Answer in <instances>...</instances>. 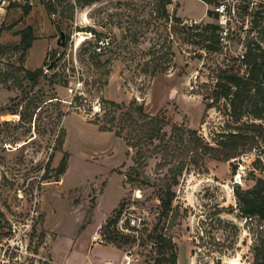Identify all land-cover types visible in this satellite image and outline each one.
I'll use <instances>...</instances> for the list:
<instances>
[{
	"label": "rangeland",
	"instance_id": "374dc122",
	"mask_svg": "<svg viewBox=\"0 0 264 264\" xmlns=\"http://www.w3.org/2000/svg\"><path fill=\"white\" fill-rule=\"evenodd\" d=\"M208 1L171 0L164 13L159 0H0V73L19 63L20 32L32 26L23 65L46 76L0 82V262L156 264L171 240L176 264H264V232L240 225L236 198L264 179V148L221 161L200 146L231 121L223 104L209 108L218 73H243L236 58L249 38L264 46L261 21L254 29L264 0ZM220 2L227 26L215 16ZM210 23L228 30L219 52L189 30ZM57 58L52 84L47 67ZM104 100L126 104L117 116L135 102L149 119L134 113L122 131L102 132ZM153 130L160 135L150 140ZM121 203L160 243L131 233L136 241L123 246L92 244Z\"/></svg>",
	"mask_w": 264,
	"mask_h": 264
},
{
	"label": "trees",
	"instance_id": "16d2710c",
	"mask_svg": "<svg viewBox=\"0 0 264 264\" xmlns=\"http://www.w3.org/2000/svg\"><path fill=\"white\" fill-rule=\"evenodd\" d=\"M159 1L164 4V13H167L166 6L172 3L171 0ZM204 1L209 3L208 0ZM46 9L50 13L56 11L52 2H48ZM208 14L210 16L211 12H208ZM215 16L217 19L218 14L216 13ZM255 21L256 26L254 29L260 27L259 21H261L264 28V11L259 10L256 13ZM176 22H181L180 18H176ZM194 29H201L203 32H198L192 35L200 39V42H198L199 45L203 46L208 51H220L222 45L220 42V33L222 32V28L219 25L210 23L205 26L196 25L189 28V30ZM34 33L35 31L32 26H29L20 32L22 35L20 48L22 49L23 55L18 64H8V69L1 71L0 82L18 75H23V78L31 84L37 83L42 77H46L43 68L29 70L23 65V56L32 48L35 40ZM228 38L230 37L228 36ZM206 43L208 44L206 45ZM245 47L246 52L238 55L236 58L241 64V70L243 73L236 72L233 69L220 70L217 75L215 88L212 91V95H210L211 103L209 104V108H215L219 106V104H223L227 109L231 121L225 125V129H222L224 130V133L216 136L213 142L214 145L201 143L200 146L205 150V154L214 155V157H222L221 161L235 159L246 151L254 150L255 148H264V46L254 36L247 40ZM98 48L101 49V47ZM59 60L60 59L57 58L55 60L56 63ZM55 68L56 64L54 70ZM54 70L52 72H54ZM56 76L57 73L54 72L50 78L52 84H58ZM103 106L104 108L101 110H104L103 121L105 122L101 123L99 126V130L102 132L115 131L119 125H121L120 130L122 131L124 121L130 119L133 120L134 113L137 114L139 119H149V116L144 111V107L135 102L130 104L128 111L121 112L119 116H117L116 113L123 108H127L126 104L104 100ZM106 107H109L110 110L106 111ZM112 110L114 115L112 114ZM151 121H155V119H151ZM189 133L193 137L196 134V131L190 130ZM159 135V132L156 134L153 130L151 131L149 139H157L159 138ZM65 169L66 161L64 159L61 162L58 171L60 174H63ZM176 183L177 180H174L173 185ZM172 187L173 186H170L168 189V199L162 200L161 207L164 213H168L172 210L174 196ZM236 198L239 216H257L260 220H264V179H258L256 184L250 189H238L236 191ZM123 206L124 204L121 203L120 208L115 212L116 216L101 228V232L105 236L106 242L116 246H123L136 241L134 236L122 234L116 229ZM1 217H3L2 214H0V218ZM0 227L4 228V225ZM129 230L134 231L133 228H130ZM140 233L145 236L147 241H155L156 244L160 243V239H162L161 236L157 235L156 229L150 230L146 234L143 229ZM175 249L176 245L173 244L171 240L167 241V244L163 246L162 251H159L162 258H158L156 264H176L177 254L175 253ZM0 264L5 263L0 262Z\"/></svg>",
	"mask_w": 264,
	"mask_h": 264
},
{
	"label": "built area",
	"instance_id": "2783aa9c",
	"mask_svg": "<svg viewBox=\"0 0 264 264\" xmlns=\"http://www.w3.org/2000/svg\"><path fill=\"white\" fill-rule=\"evenodd\" d=\"M217 14L220 19V23L222 25L227 26V15L229 14L228 7L224 2H220L216 8ZM222 27V32L220 33V42L222 45H228V30L226 27ZM243 57V56H242ZM240 178V177H237ZM236 183L237 182L236 179ZM240 225L247 229L257 228L260 231L264 232V220H260L257 216H239ZM102 226L98 227L95 234L92 237L93 245H105L106 239L105 236L101 232ZM133 228L134 231L129 230ZM144 223L143 219L139 217L136 213L132 211V208H124L121 212L119 221L116 225V229L118 232L122 234L132 235L131 233H135V235H139L140 231L143 230Z\"/></svg>",
	"mask_w": 264,
	"mask_h": 264
},
{
	"label": "water",
	"instance_id": "95a60500",
	"mask_svg": "<svg viewBox=\"0 0 264 264\" xmlns=\"http://www.w3.org/2000/svg\"><path fill=\"white\" fill-rule=\"evenodd\" d=\"M57 45L62 48L66 47V34L65 32L61 30H60V38L57 42ZM55 64H56V61L51 62V64L47 67L48 72H52L54 70ZM238 181H240V178H237V182ZM128 259H129L128 257H125L123 264H127Z\"/></svg>",
	"mask_w": 264,
	"mask_h": 264
},
{
	"label": "crops",
	"instance_id": "0c3cea01",
	"mask_svg": "<svg viewBox=\"0 0 264 264\" xmlns=\"http://www.w3.org/2000/svg\"><path fill=\"white\" fill-rule=\"evenodd\" d=\"M119 203H120V202H119ZM118 205H119V204H118ZM118 205H117L116 208H118ZM116 208H115V209H116ZM115 209H114V210H115ZM114 210H113V211H114ZM113 211H112V212H113ZM105 220H106V219H105ZM105 220L103 221V223L105 222ZM103 223H102V224H103ZM102 224L98 225L97 228L100 227V226H102ZM97 228H96V229H97ZM124 259H125V257H124V258H121V259L119 260L118 264H123ZM92 264H94V263H92ZM102 264H113V262H103Z\"/></svg>",
	"mask_w": 264,
	"mask_h": 264
}]
</instances>
